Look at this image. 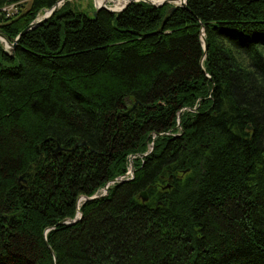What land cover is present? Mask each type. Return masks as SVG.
<instances>
[{
    "label": "trees",
    "instance_id": "obj_1",
    "mask_svg": "<svg viewBox=\"0 0 264 264\" xmlns=\"http://www.w3.org/2000/svg\"><path fill=\"white\" fill-rule=\"evenodd\" d=\"M57 1L0 0V264H264V0Z\"/></svg>",
    "mask_w": 264,
    "mask_h": 264
},
{
    "label": "water",
    "instance_id": "obj_2",
    "mask_svg": "<svg viewBox=\"0 0 264 264\" xmlns=\"http://www.w3.org/2000/svg\"><path fill=\"white\" fill-rule=\"evenodd\" d=\"M64 0H59L57 1L50 9H47L40 17H38L36 20L32 21L25 29L22 30L21 34L23 32H25L26 30L44 22L48 17H50L53 12L62 4ZM132 1H138V0H127L124 5L119 8V9H114V8H110L108 6H106L105 4H100L96 7V9H100V8H105L109 11H112V12H119L121 11L123 8H125L130 2ZM147 3H150V4H154V5H160L162 4L163 2L165 1H168V2H172V3H175V5H184L186 0H162L160 3L158 4H155L152 0H143ZM17 39L18 37L14 40V42H10L9 40H7L1 33H0V41H2L4 43V47L5 49H7L9 52L13 53L14 52V48H15V45H16V42H17ZM202 40L204 42V38L202 37ZM132 108H129L125 113L131 111ZM249 128V127H248ZM84 144V142H78L75 144L74 147H77V146H82ZM59 149V147L57 148ZM67 150H71V149H67ZM21 179V178H20ZM122 178H117L115 179V181H121ZM112 183V181L108 182L105 186H104V190L107 189V186ZM139 196L141 197L142 201H146L147 200V195L144 191L140 192ZM76 219H73L71 222H75Z\"/></svg>",
    "mask_w": 264,
    "mask_h": 264
},
{
    "label": "rangeland",
    "instance_id": "obj_3",
    "mask_svg": "<svg viewBox=\"0 0 264 264\" xmlns=\"http://www.w3.org/2000/svg\"><path fill=\"white\" fill-rule=\"evenodd\" d=\"M30 1V0H28ZM70 2H72L74 5H78V7L82 10H85L87 12H91L92 9L96 8L98 6L97 4V0H69ZM155 4L160 3L162 0H152ZM172 3V2H170ZM103 4H105L106 6L110 7V8H114V9H119L121 8L124 3H122L121 0H104ZM175 4V3H173ZM117 7V8H116ZM45 12V11H44ZM42 15V13L39 14V17ZM150 150V147H149ZM128 171L126 172V174L124 176H122L121 178H125L128 179L132 176V167L129 164L128 167ZM107 190V189H106ZM106 190H104V187H102L101 189H99L97 192H95V194H93L92 196H90L89 198H94L100 195H104L106 194ZM82 200H85V197L82 196L79 198L78 200V204H77V208L79 207V204L81 203ZM77 215H75V217L73 219H78L80 218L81 214L80 212L77 210Z\"/></svg>",
    "mask_w": 264,
    "mask_h": 264
},
{
    "label": "built area",
    "instance_id": "obj_4",
    "mask_svg": "<svg viewBox=\"0 0 264 264\" xmlns=\"http://www.w3.org/2000/svg\"><path fill=\"white\" fill-rule=\"evenodd\" d=\"M3 9L6 10V11H15L16 10L14 4H11V5L7 6V7H4Z\"/></svg>",
    "mask_w": 264,
    "mask_h": 264
},
{
    "label": "bare ground",
    "instance_id": "obj_5",
    "mask_svg": "<svg viewBox=\"0 0 264 264\" xmlns=\"http://www.w3.org/2000/svg\"><path fill=\"white\" fill-rule=\"evenodd\" d=\"M103 1H104V0H97V4L100 5V4L103 3ZM106 1H107V0H106ZM121 1H122V3H125L127 0H121ZM116 8H117V7H116ZM17 10H18V9H17ZM4 12H5V11H4ZM138 157H139V156H138ZM128 170H129V169H128ZM82 201H83V200H82ZM82 201H81V202H82ZM77 209H78V208H77ZM76 213H77V212H76ZM76 215H77V214H76Z\"/></svg>",
    "mask_w": 264,
    "mask_h": 264
}]
</instances>
